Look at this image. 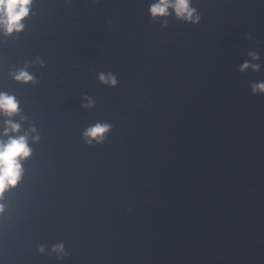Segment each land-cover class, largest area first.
<instances>
[{"label": "water", "instance_id": "obj_1", "mask_svg": "<svg viewBox=\"0 0 264 264\" xmlns=\"http://www.w3.org/2000/svg\"><path fill=\"white\" fill-rule=\"evenodd\" d=\"M158 3L33 0L22 32L0 26L19 104L0 143L32 152L0 199V264H264V0H190L195 25Z\"/></svg>", "mask_w": 264, "mask_h": 264}, {"label": "clouds", "instance_id": "obj_2", "mask_svg": "<svg viewBox=\"0 0 264 264\" xmlns=\"http://www.w3.org/2000/svg\"><path fill=\"white\" fill-rule=\"evenodd\" d=\"M33 0H0V26H2L7 35L13 33H20L24 30V21L30 15V7ZM169 0H160V3L153 4L150 7V12L153 18L158 16H166L168 13ZM174 10L177 18L184 19L192 24H199L201 16L197 14V9L190 7V0H175ZM110 23V22H109ZM248 39H252L249 35ZM249 55L253 59H259L256 52H249ZM43 66V64L41 65ZM248 63H244L241 71L249 68ZM254 70L259 69V65H251ZM14 79L17 82L24 84L35 83L33 77L25 70L19 71L15 74ZM101 81L105 84L111 83L115 86L117 83L116 77L109 73L108 77L105 78L103 74L100 76ZM252 94L255 95L257 92H264V82L253 83L251 85ZM92 104L89 102L86 107H91ZM0 111H3L8 116H13L19 112V104L14 96L8 94H0ZM111 126L108 124L97 123L93 127H89L84 133L86 142L91 145L92 141L95 140L97 143H104L103 137L105 133L110 130ZM9 129L12 132L18 133L20 126L15 123L9 122ZM35 131V129H33ZM7 135V132L5 133ZM39 140V137H36ZM32 155L30 148L28 147L27 138L20 136L18 138H10L7 144L0 143V199H3L4 194L10 189L15 188L22 178V166L20 161L27 160ZM4 211L3 207L0 206V213ZM41 253L44 252V248H39ZM55 252H63L64 245L59 244L53 247Z\"/></svg>", "mask_w": 264, "mask_h": 264}]
</instances>
